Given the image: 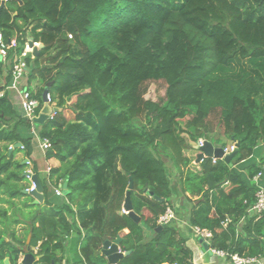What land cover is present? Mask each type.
I'll use <instances>...</instances> for the list:
<instances>
[{
    "label": "trees",
    "instance_id": "trees-1",
    "mask_svg": "<svg viewBox=\"0 0 264 264\" xmlns=\"http://www.w3.org/2000/svg\"><path fill=\"white\" fill-rule=\"evenodd\" d=\"M1 2L0 30L6 41L17 38L18 47L0 61V264L6 257L18 264L25 244L12 229L19 215L9 210L16 198L24 197L25 206L34 200L23 192L24 161L38 137L50 141L46 159L60 164L44 175L35 168L45 197L27 214L37 264H62L58 251L72 231L80 235L78 263L109 264L96 251L121 236L126 254L118 264H192L179 228L158 223L178 193L188 224L212 232L211 247L264 257V215L248 214L264 160L247 164L248 176L238 168L264 143V0ZM26 33L43 44L27 59L37 112L46 88L59 108L42 124L24 116L9 89ZM161 80L165 97L147 99L149 82ZM74 97L71 117L66 109ZM215 115L238 143L232 167L210 157L197 162L201 138L221 143L211 137ZM162 154L180 174L177 188ZM130 178L140 222L123 210ZM62 181L66 201L55 193Z\"/></svg>",
    "mask_w": 264,
    "mask_h": 264
},
{
    "label": "built area",
    "instance_id": "built-area-1",
    "mask_svg": "<svg viewBox=\"0 0 264 264\" xmlns=\"http://www.w3.org/2000/svg\"><path fill=\"white\" fill-rule=\"evenodd\" d=\"M32 42V46L30 45ZM41 42L35 41L32 37L27 38L24 44V48L20 53H15L14 56V63L12 67V75L13 81L12 84L9 86V89L15 90L18 94V101L20 108L25 117L29 118L33 123H35L34 119L39 115L37 109L40 105L39 100L33 95V92L28 87L27 82V75H28V57L34 58L33 51L34 49H40ZM18 47L17 38L9 39L8 41L5 40L4 33L0 30V61L7 62L9 57V50L16 49ZM2 95V93H0ZM47 102L49 104H53L52 97L48 92L46 95ZM56 114V111H53L50 114V117H53ZM40 147L46 151L50 147V141L48 138H39ZM205 138H201L197 143L196 147L200 149L201 146L204 145ZM23 147V146H22ZM236 142H232L231 145L223 146L224 154L231 153L236 149ZM29 165L31 161L29 158L26 159ZM222 160V159H221ZM213 161H217V158H213ZM262 169L253 177V181L257 187L256 190V200L255 202L248 208V214L259 219L264 215V162L261 164ZM25 172H29L33 174V170L27 168ZM28 177V176H26ZM30 179V177H28ZM34 187L33 182L28 185L27 189H32ZM55 192L57 195H63V188L62 185L55 188ZM175 218V211L171 205H169L164 214H162L159 219L158 223L161 225L168 224L171 220ZM230 220L227 219L224 222L226 226ZM195 233L200 236L201 238L208 241L209 238L212 236V232L208 229H202L200 227H194ZM214 253H217L221 256L230 257V260L233 264H264V257L263 256H244L239 253H227L224 250H218L215 248H211Z\"/></svg>",
    "mask_w": 264,
    "mask_h": 264
},
{
    "label": "crops",
    "instance_id": "crops-1",
    "mask_svg": "<svg viewBox=\"0 0 264 264\" xmlns=\"http://www.w3.org/2000/svg\"><path fill=\"white\" fill-rule=\"evenodd\" d=\"M11 90V89H10ZM11 95L14 98L18 97V94L15 90H11ZM18 99V98H17ZM19 103V101H18ZM44 105V104H43ZM43 107V106H42ZM42 109V108H41ZM41 112V111H40ZM39 112V114H40ZM213 142V141H212ZM214 143V142H213ZM215 144H222L223 143H215ZM231 143H227L226 145H231ZM264 144V143H262ZM223 145V146H226ZM45 152L41 147H40V142L37 138V142L35 143L33 149H32V153L29 157L31 164L28 166V168L33 170V173H35V168H37V170L39 171V173L41 175H44L46 173H48L51 169V167L47 168V165H51L53 167L58 166L60 163L58 160L52 158V159H46L45 156ZM22 153V152H20ZM23 155V153H22ZM24 157V156H23ZM252 160H254L253 158H249L246 162L239 164L238 168L242 170V172L248 176V172L245 170L247 164H250V162L254 163ZM262 162V161H258L257 159L255 160V162ZM236 165V163H235ZM48 169V170H47ZM27 185L31 184V180L27 177V180L24 181ZM263 182H264V176H263ZM65 182H63L62 188H63V184ZM59 187V186H58ZM67 190H65L63 188V195L65 196ZM61 197H63L62 195H60ZM49 199L54 200L53 197H50ZM21 202L18 204L16 203V199L13 200L15 201V205H13L10 210L9 213H15V211L19 212V219L20 222L13 225L12 229L15 230L16 235L19 238H25V244L22 246L27 245V242L30 240L31 243V238L32 234L31 232H28L29 227H30V221L28 216H26L27 214L29 215L30 213H35L40 207L38 205H44L45 202V197H44V201L43 203H39V204H35L34 200L29 202L28 206H25V198L21 197L20 198ZM62 201H66V198L63 197ZM17 205L19 207H21L22 209H24V214H22V210L20 211V209L17 208ZM172 208L174 209V207L177 208V210L174 209L175 211V218L173 220H171L170 222H173V225H176L179 228V231L182 235V237L185 239L187 246L191 249L192 251V264H233L230 260V257H225V256H221L217 253H214L212 250L207 251L202 244V239L200 236H198L195 231H194V227L189 225L187 222V213L180 207V201H174L173 202ZM6 206H8V204H6ZM73 208L75 209V206H73ZM69 219H73L72 215H69ZM163 226V225H162ZM82 233L83 230L81 229ZM79 234L76 231H72L70 232L69 235H66L64 240H63V246L60 248V250L58 251V256L61 257L63 259L62 264H82V263H78L79 260L83 259V256L81 254V250H80V241H79ZM10 239V235L6 234V240ZM205 241V239H203ZM208 243L210 245V240H208ZM211 247V245H210ZM36 253V255H38V247H32ZM213 248V247H211ZM121 249V248H120ZM122 251V250H121ZM99 251H96V254H98Z\"/></svg>",
    "mask_w": 264,
    "mask_h": 264
},
{
    "label": "water",
    "instance_id": "water-1",
    "mask_svg": "<svg viewBox=\"0 0 264 264\" xmlns=\"http://www.w3.org/2000/svg\"><path fill=\"white\" fill-rule=\"evenodd\" d=\"M5 1L6 0H2L1 5H4ZM30 45L32 46V42H30ZM42 48H43V44H41L40 49H34L33 54L35 57H37L40 54ZM48 92H49L48 88H46L44 91V98H43L45 100L44 105L41 109L40 114L34 119L36 124H42L50 117V114L53 111L59 110L58 107L52 108L50 104L47 102V99L45 97ZM20 146H21V143L18 142L14 145V148L20 147ZM236 147H238V143H236ZM12 149L13 147L10 148V151ZM199 150L200 152L197 154V162H201L205 157H210V158L222 159L226 163H228L231 167L235 165L234 157L237 152L236 149L232 151L231 153L224 154V149H223L222 144H215L212 141H209L206 139L204 141V145L201 146ZM24 162H27V160H25ZM24 174L25 176L30 177V180L31 182H33L34 187L32 189L25 188L23 189V192L26 194H30L34 198L35 204L43 203L44 201L43 190L44 189H43V185L41 183L39 176L36 173L32 174L29 172H25ZM133 186H134L133 179L130 178L129 187H128L126 197L123 203V210L124 212H127L135 221L140 222L141 217L135 212L133 201L131 198V190L133 189ZM63 188L67 190L68 188L67 182L63 184ZM161 227L163 226L161 225ZM121 240H122L121 236H118L117 239L114 241L106 240L104 242L103 248L98 252L99 254L105 256L109 264H118L119 260L126 254L120 249L119 244ZM202 244H203V247L207 251H210V245L208 241H204L202 239ZM20 249H21V254H20L18 264H37L41 258L40 255H36L34 249L31 246L30 240L27 242L26 247L21 246ZM3 264H12L10 261V258L6 257L3 261ZM52 264H55L54 261L52 262Z\"/></svg>",
    "mask_w": 264,
    "mask_h": 264
},
{
    "label": "rangeland",
    "instance_id": "rangeland-1",
    "mask_svg": "<svg viewBox=\"0 0 264 264\" xmlns=\"http://www.w3.org/2000/svg\"><path fill=\"white\" fill-rule=\"evenodd\" d=\"M30 38V34L26 33V39ZM40 64L43 65V62H40ZM27 79H28V75H27ZM165 90H166V83L164 81H151L148 84V89H147V93H146V98L147 99H151L152 101L156 102V101H160L165 97ZM13 98V97H12ZM43 98H44V93H43ZM46 98V97H45ZM78 99V97H74L72 99V101L68 102V108L66 109V113L69 116H73V114L76 111V107H75V101ZM13 101L18 105V99L17 98H13ZM45 101V100H44ZM50 106L52 108L57 107L56 106V102L53 101V104H50ZM83 108L86 109L87 107V103L84 102L83 103ZM219 116L215 115L213 117H211V121H212V125H211V129H212V133H211V137L215 140V141H220L221 143H231V141L228 139V137L224 134L223 132V127L221 126V124L219 123ZM142 120L145 121V116L142 117ZM23 153V152H22ZM17 153L16 158L17 159H21L23 158V156L25 155L23 153ZM188 154L192 156V154H194V151L192 149L188 150ZM198 154V153H197ZM162 158L164 159V161L166 162L167 168L169 169V171L173 172V177H172V185L177 188L178 187V178H179V173L175 171V168L173 167V163L172 160L169 158V156H167L166 154H162ZM251 158H253L254 160H252L253 162H255V160L257 159L258 161H262L264 160V144H260L259 146H257L253 153ZM196 163V161H194ZM257 162V161H256ZM252 163V162H250ZM47 168L49 167H53L51 165H47ZM48 170V169H47ZM63 183V181L59 184L61 185ZM56 193V192H55ZM5 197H8V195H5ZM181 194H175L174 201H180ZM61 199H63V197H61ZM16 203H20L21 200L20 198H16ZM39 207H41L40 205H38ZM24 209H22V214L26 215L24 213ZM147 213V211H145ZM15 216L19 214L18 211H15ZM27 216V215H26ZM31 217V216H29Z\"/></svg>",
    "mask_w": 264,
    "mask_h": 264
}]
</instances>
